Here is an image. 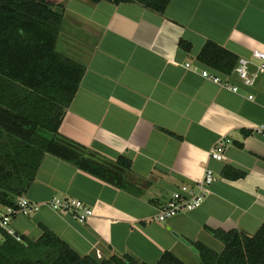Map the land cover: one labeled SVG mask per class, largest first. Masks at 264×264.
Returning a JSON list of instances; mask_svg holds the SVG:
<instances>
[{
  "label": "crops",
  "instance_id": "1",
  "mask_svg": "<svg viewBox=\"0 0 264 264\" xmlns=\"http://www.w3.org/2000/svg\"><path fill=\"white\" fill-rule=\"evenodd\" d=\"M64 5L59 50L86 73L60 134L106 166L130 161L121 176L129 188L47 155L25 195L42 207L15 217L14 231L37 240L45 227L82 256L128 255L145 264L167 252L190 264L198 242L221 252L215 231L256 234L264 224V137L254 133L264 125V75L247 86L238 63L226 75L199 56L208 42L238 62L264 51V0H172L163 15L135 3ZM221 141L226 158L217 161L211 152ZM207 170L215 182L203 206L158 221L174 192L194 188ZM54 197L81 200L95 214L81 224L47 207Z\"/></svg>",
  "mask_w": 264,
  "mask_h": 264
},
{
  "label": "trees",
  "instance_id": "2",
  "mask_svg": "<svg viewBox=\"0 0 264 264\" xmlns=\"http://www.w3.org/2000/svg\"><path fill=\"white\" fill-rule=\"evenodd\" d=\"M69 0H0V205L15 207L34 184L47 155L55 156L121 188L131 162L104 165L66 139L60 128L86 73V67L59 50ZM114 5L135 3L163 15L172 0H88ZM190 50L189 44L182 43ZM199 61L230 74L237 57L208 42ZM118 170V171H117ZM120 174V176L118 175ZM244 176L243 174L240 175ZM217 252L196 243L202 264H264V224L254 235L215 231ZM21 237V236H20ZM0 231V264H145L131 256H82L48 228L37 240ZM157 264H187L172 252Z\"/></svg>",
  "mask_w": 264,
  "mask_h": 264
},
{
  "label": "built area",
  "instance_id": "3",
  "mask_svg": "<svg viewBox=\"0 0 264 264\" xmlns=\"http://www.w3.org/2000/svg\"><path fill=\"white\" fill-rule=\"evenodd\" d=\"M254 72H251V68ZM187 68L200 73L203 78L216 84L230 88L233 92L239 91L238 87H233L229 83L224 82L221 77L207 70L201 71L197 65L188 64ZM235 72L241 77L247 86H253L260 75H264V51L254 50L249 59L242 58L239 60ZM249 99H254L250 96ZM254 133L264 137V125L255 128ZM226 143L221 141L211 152V157L217 161L225 160ZM215 182L212 170H207L202 180H200L194 188L183 186L180 190L174 192L172 199L159 210L157 220L166 222L168 219L185 212L195 211L203 206L210 194V187ZM47 207L58 213L70 214L75 220L81 224H85L91 219L95 212L86 203L78 199L72 198H52ZM42 205L34 204L25 196L19 198L15 207H3L0 205V231H6L10 235L22 241L21 237L12 228V222L18 215L30 216L40 210ZM101 258V255H97Z\"/></svg>",
  "mask_w": 264,
  "mask_h": 264
},
{
  "label": "rangeland",
  "instance_id": "4",
  "mask_svg": "<svg viewBox=\"0 0 264 264\" xmlns=\"http://www.w3.org/2000/svg\"><path fill=\"white\" fill-rule=\"evenodd\" d=\"M190 264H202L199 260V258L197 260L193 261V258L189 261Z\"/></svg>",
  "mask_w": 264,
  "mask_h": 264
}]
</instances>
